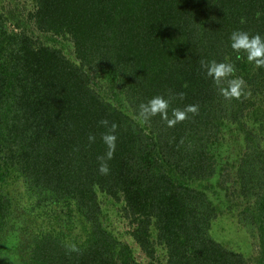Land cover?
I'll list each match as a JSON object with an SVG mask.
<instances>
[{
  "label": "trees",
  "instance_id": "obj_1",
  "mask_svg": "<svg viewBox=\"0 0 264 264\" xmlns=\"http://www.w3.org/2000/svg\"><path fill=\"white\" fill-rule=\"evenodd\" d=\"M19 3L0 0V264H264V139L249 129L264 131V67L230 47L234 31L264 36V0ZM213 60L235 68L219 86ZM238 77L241 96L226 100L219 88ZM155 96L168 119L198 111L144 120ZM224 125L247 136L235 172L215 156ZM223 203L244 207L255 257L210 236ZM105 204L127 239L104 226Z\"/></svg>",
  "mask_w": 264,
  "mask_h": 264
},
{
  "label": "rangeland",
  "instance_id": "obj_2",
  "mask_svg": "<svg viewBox=\"0 0 264 264\" xmlns=\"http://www.w3.org/2000/svg\"><path fill=\"white\" fill-rule=\"evenodd\" d=\"M18 1L20 3L24 2V0ZM21 5L22 4H20V6ZM61 47L64 48L65 53L72 56L73 48L71 44L65 43L62 44ZM221 128L222 138H220L221 143H219L220 149L219 147L215 148V156L222 166L228 165L227 162H229L232 167L231 170L235 172V169L238 167L239 163H241V156L245 152V146H247V142L244 139H246L247 136L245 133L242 134V132L235 127L224 125ZM249 129L251 134H256L257 136L264 139V131L262 134L260 133V125L254 123L253 119L249 122ZM262 144L264 145V142H262ZM247 151L248 150H246V152ZM232 187L233 186L230 184L228 189H234ZM215 190H217L218 192L221 191L218 188ZM212 191L214 190H211V194ZM223 192L225 193L226 190H224ZM100 198L102 201L105 202L103 196L100 195ZM215 204L218 205L219 202L215 201ZM220 207L222 208L221 211H223L224 214H218L219 218L213 223L211 228L212 231L209 232L210 236L218 240V242L222 243L224 247H227L228 249L233 250L235 252L241 253L246 258H250L251 256L255 257L257 255V249L255 247L258 244V240L248 232L245 225L241 223L239 224V222L241 221L239 220L238 213L242 211L244 207H240L238 211L236 209H233L232 213H229L227 211V204H220ZM103 208L104 213L107 216L106 220L103 219L104 226L108 230L112 229L114 235L118 238L122 240L125 238L127 239L128 237H125V234L128 230L127 222L125 221V219H121L122 216L119 218V221H117L119 209L116 208L114 210H110L109 206L106 204L103 206ZM134 251L138 260L143 261L145 259L140 249L137 248L134 249Z\"/></svg>",
  "mask_w": 264,
  "mask_h": 264
},
{
  "label": "clouds",
  "instance_id": "obj_3",
  "mask_svg": "<svg viewBox=\"0 0 264 264\" xmlns=\"http://www.w3.org/2000/svg\"><path fill=\"white\" fill-rule=\"evenodd\" d=\"M230 47L236 53H243L249 63L253 64L256 68L264 67V36L259 33L250 35L245 31H234L230 36ZM203 63V62H202ZM206 69L207 76L212 78L213 81L219 86L225 78L231 76L235 72V68L231 63L221 62L218 63L215 60L203 64ZM245 85V81L242 77L227 80L226 87H220V94L227 100L231 98H239L242 94V89ZM169 107V101L163 96H155L147 103H141L139 105L140 116L144 120L160 114L162 118L167 120L168 126L171 127L178 121H183L186 118L187 113L195 114L198 109L196 106L189 105L184 110L175 109L173 111V119L167 118V109ZM100 124L107 127L109 122L107 120L100 121ZM117 128L116 124H112L108 132L102 135L101 139L107 147L106 156H101L98 159L101 161L99 166V172L103 175H107L110 171L107 160H110L114 154L116 147L117 137L114 134ZM96 137L89 135V143H94ZM73 251L76 249L73 248Z\"/></svg>",
  "mask_w": 264,
  "mask_h": 264
}]
</instances>
